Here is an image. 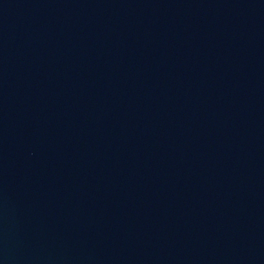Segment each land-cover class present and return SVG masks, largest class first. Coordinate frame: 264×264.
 <instances>
[{"label": "water", "instance_id": "water-1", "mask_svg": "<svg viewBox=\"0 0 264 264\" xmlns=\"http://www.w3.org/2000/svg\"><path fill=\"white\" fill-rule=\"evenodd\" d=\"M0 264H264V0H0Z\"/></svg>", "mask_w": 264, "mask_h": 264}]
</instances>
